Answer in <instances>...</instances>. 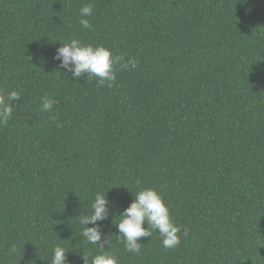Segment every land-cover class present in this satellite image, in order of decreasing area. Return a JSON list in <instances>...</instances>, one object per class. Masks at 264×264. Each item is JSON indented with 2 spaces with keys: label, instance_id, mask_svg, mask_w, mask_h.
I'll return each mask as SVG.
<instances>
[{
  "label": "trees",
  "instance_id": "16d2710c",
  "mask_svg": "<svg viewBox=\"0 0 264 264\" xmlns=\"http://www.w3.org/2000/svg\"><path fill=\"white\" fill-rule=\"evenodd\" d=\"M89 4L91 30L79 25ZM72 39L138 66L116 65L111 88L75 80L54 59ZM12 90L0 264H48L57 245L90 261L102 250L79 220L97 193L119 264H264V0H0V94ZM144 187L181 227L176 248L154 231L125 250L115 224Z\"/></svg>",
  "mask_w": 264,
  "mask_h": 264
},
{
  "label": "clouds",
  "instance_id": "9594fccd",
  "mask_svg": "<svg viewBox=\"0 0 264 264\" xmlns=\"http://www.w3.org/2000/svg\"><path fill=\"white\" fill-rule=\"evenodd\" d=\"M93 6L84 5L80 8L79 25L83 29H92L88 17L93 16ZM54 59L60 61V67L71 73L75 80L87 77L95 79L98 86L111 88L117 79L116 65L121 70L136 69L138 60L129 58L123 61V57L116 56L112 50L104 45L83 43L77 39L69 42H60ZM21 96L16 90L0 94V124H6L12 117L13 103L19 101ZM55 101L42 98L40 111L50 112ZM139 184V182H137ZM132 193V192H131ZM133 194V193H132ZM111 202L106 195L97 193L91 203V214L80 216V224L83 225L81 235L91 245L97 246L102 251L92 256L89 261L87 255H82L84 264H119L118 258L105 249L108 244L107 237L102 240V231L99 221L106 220L109 215ZM119 222L115 224L122 243L128 253L139 254L141 252V238H152L153 232H158L162 246L167 249L180 245L181 227L171 218L170 209L163 196L154 187H144L133 194L132 202L119 214ZM92 226H89V225ZM147 227H144V225ZM187 235V230H183ZM10 252H15L13 246ZM63 247L57 245L52 250V256L48 264H70L68 254Z\"/></svg>",
  "mask_w": 264,
  "mask_h": 264
}]
</instances>
